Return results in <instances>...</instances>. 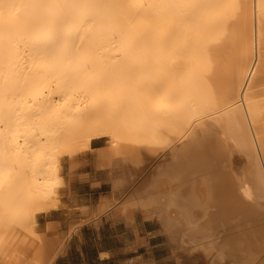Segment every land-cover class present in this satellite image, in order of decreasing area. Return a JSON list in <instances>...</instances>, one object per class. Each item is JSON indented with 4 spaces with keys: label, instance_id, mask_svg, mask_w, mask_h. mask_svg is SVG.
I'll use <instances>...</instances> for the list:
<instances>
[{
    "label": "bare ground",
    "instance_id": "bare-ground-1",
    "mask_svg": "<svg viewBox=\"0 0 264 264\" xmlns=\"http://www.w3.org/2000/svg\"><path fill=\"white\" fill-rule=\"evenodd\" d=\"M94 138L119 174L90 216L116 206L186 258L264 264V0H0V264L58 255L36 217Z\"/></svg>",
    "mask_w": 264,
    "mask_h": 264
},
{
    "label": "crops",
    "instance_id": "crops-1",
    "mask_svg": "<svg viewBox=\"0 0 264 264\" xmlns=\"http://www.w3.org/2000/svg\"><path fill=\"white\" fill-rule=\"evenodd\" d=\"M99 139H92V148L73 159L74 170L69 173L65 172L64 178L65 182L68 183V193L64 197H61L62 205L59 208L51 209L48 213L41 214V216L42 229H47L46 236L58 239H96L95 244H91L95 257L98 260H107L110 258L112 250L102 239L112 238L113 236L120 239L130 238L125 243L126 248H135L143 242V238L148 236L150 231L141 230L145 220H147L146 217L141 216L139 218L137 214H133L132 219L126 222L120 214L119 207L116 209V206L111 207V209L102 213L97 218L90 216L89 208L98 205L100 196H106L111 187L110 168L103 164V162L101 163L103 159L97 157L99 153L95 151L96 148L102 146L98 142ZM69 165L70 160L67 161L66 170ZM106 185H109L107 191L100 190ZM97 191H99L97 196L93 197V193ZM84 201L85 203H83Z\"/></svg>",
    "mask_w": 264,
    "mask_h": 264
},
{
    "label": "rangeland",
    "instance_id": "rangeland-1",
    "mask_svg": "<svg viewBox=\"0 0 264 264\" xmlns=\"http://www.w3.org/2000/svg\"><path fill=\"white\" fill-rule=\"evenodd\" d=\"M102 146L106 145V139L100 138L98 140ZM92 144H94L92 142ZM101 146V147H102ZM91 147V143L88 147L82 149L77 155L85 153ZM97 149V148H96ZM95 149V150H96ZM76 155V156H77ZM153 156V154H152ZM151 155L147 157H143V161L137 166L138 169L136 174L134 173L131 177L132 180L129 184L124 185L125 192H120L121 197L126 194L127 190L131 191L139 182L143 181V179L149 174V172L153 169V167L158 163L160 158L152 157ZM152 157V158H151ZM69 159L64 157L62 159V174L64 175L67 171L72 172L74 170L70 169V165L66 170L67 161ZM241 159H235L234 165L237 169L242 165ZM111 178L116 177L119 174V170L117 168H112L111 170ZM66 186V187H65ZM65 187V189H64ZM66 183L64 184L61 196L64 197L68 188ZM109 185H106L104 188L100 190H108ZM99 191L93 193V197H96ZM109 192V190H108ZM100 199V198H99ZM85 203V201L83 202ZM139 218L140 214H137ZM37 223L35 225L37 231L42 230V216L38 214L36 217ZM157 228V223L147 218L145 220L144 225L141 227V230H148L150 233L148 236L143 238V242L139 244L135 248H126L125 243L127 242V238L120 239L116 236L112 238L102 239L105 241V244L109 246L112 250V254L110 258L107 260H98L95 257L94 249L92 250L91 246L95 244L96 239L93 238H51L44 234L42 239H51L50 241L54 242L57 246L60 244V249L58 255H56L49 264H202V258H186L183 252L180 249H175L170 247L167 242L164 240V237L160 235V233L155 232ZM66 239V240H65ZM65 241V243H64ZM85 242V243H83ZM53 244V245H54ZM85 244V245H84ZM92 244V245H91ZM62 246V247H61ZM226 263L228 261L226 260Z\"/></svg>",
    "mask_w": 264,
    "mask_h": 264
}]
</instances>
